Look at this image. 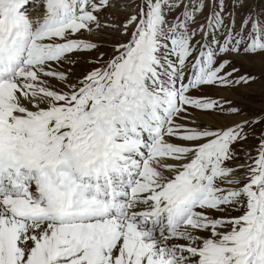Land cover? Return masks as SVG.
Listing matches in <instances>:
<instances>
[{
	"label": "snow or ice",
	"instance_id": "6c2138e0",
	"mask_svg": "<svg viewBox=\"0 0 264 264\" xmlns=\"http://www.w3.org/2000/svg\"><path fill=\"white\" fill-rule=\"evenodd\" d=\"M204 7L0 0V264H264V17Z\"/></svg>",
	"mask_w": 264,
	"mask_h": 264
},
{
	"label": "rangeland",
	"instance_id": "374dc122",
	"mask_svg": "<svg viewBox=\"0 0 264 264\" xmlns=\"http://www.w3.org/2000/svg\"><path fill=\"white\" fill-rule=\"evenodd\" d=\"M225 4L228 6V10L235 11V22L236 27L240 26L242 22V18L249 10L254 11L257 16L264 17V0H246L245 6L242 8L235 7L232 4V0H224ZM205 7L202 9V12L196 16V24L193 27H197L200 24H205L207 21V17L210 11L218 10L219 0H204ZM179 11H182L179 10ZM179 11L173 12L169 16V20H174L177 15H179ZM199 38V37H198ZM222 39V38H221ZM209 40H211V35L209 36ZM237 63H240L237 61ZM251 71H259V67L249 69ZM257 86H253V89H256ZM253 89H236L234 90L237 98L242 99L244 102L241 106L244 108L245 112L249 115H253L258 113L261 108V99L258 92H254ZM211 93V90L209 92ZM218 98V97H216Z\"/></svg>",
	"mask_w": 264,
	"mask_h": 264
}]
</instances>
